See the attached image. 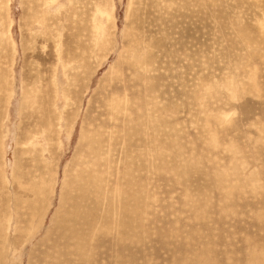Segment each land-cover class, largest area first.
Segmentation results:
<instances>
[{
    "label": "rangeland",
    "instance_id": "rangeland-1",
    "mask_svg": "<svg viewBox=\"0 0 264 264\" xmlns=\"http://www.w3.org/2000/svg\"><path fill=\"white\" fill-rule=\"evenodd\" d=\"M0 264H264V0H0Z\"/></svg>",
    "mask_w": 264,
    "mask_h": 264
},
{
    "label": "bare ground",
    "instance_id": "bare-ground-1",
    "mask_svg": "<svg viewBox=\"0 0 264 264\" xmlns=\"http://www.w3.org/2000/svg\"><path fill=\"white\" fill-rule=\"evenodd\" d=\"M50 4V3H49ZM59 14V13H58ZM41 17V16H40Z\"/></svg>",
    "mask_w": 264,
    "mask_h": 264
}]
</instances>
